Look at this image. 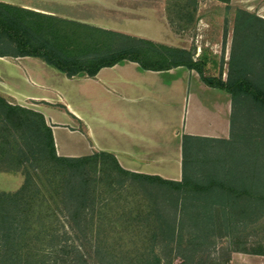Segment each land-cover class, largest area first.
I'll return each instance as SVG.
<instances>
[{"label": "trees", "instance_id": "obj_1", "mask_svg": "<svg viewBox=\"0 0 264 264\" xmlns=\"http://www.w3.org/2000/svg\"><path fill=\"white\" fill-rule=\"evenodd\" d=\"M219 1L233 8L231 0ZM169 2L172 25L195 22L199 0ZM233 10L224 78L223 66L206 73L216 60L207 52L195 58L194 47L0 1L2 57H36L67 77H93L123 60L150 70L185 66L232 99L231 136L184 135L182 178L170 180L128 171L106 151L58 155L44 115L0 94V172L23 178L16 190L0 189V264H90L94 257L117 264L95 233L101 221L97 207L130 189L146 207L136 217L147 226V250L128 264H197L200 253L226 238L230 252L264 254V243L247 239L264 217V18L241 7ZM85 243L94 251H85Z\"/></svg>", "mask_w": 264, "mask_h": 264}, {"label": "crops", "instance_id": "obj_2", "mask_svg": "<svg viewBox=\"0 0 264 264\" xmlns=\"http://www.w3.org/2000/svg\"><path fill=\"white\" fill-rule=\"evenodd\" d=\"M0 1L131 35L147 37L130 30L146 29L151 20L169 28L168 0ZM225 93L185 66L150 70L123 60L93 77H67L36 57L0 56V94L44 115L58 155L106 151L128 171L170 180L182 178L184 135L231 136L232 101ZM205 95L223 107H210L200 99ZM226 264H264V254L231 251Z\"/></svg>", "mask_w": 264, "mask_h": 264}, {"label": "rangeland", "instance_id": "obj_3", "mask_svg": "<svg viewBox=\"0 0 264 264\" xmlns=\"http://www.w3.org/2000/svg\"><path fill=\"white\" fill-rule=\"evenodd\" d=\"M230 4L233 8L241 7L264 18V0H231ZM171 6L168 0L167 9ZM233 8L227 9L225 3L219 0H199L194 23L185 24L183 22L179 25L177 22L172 25L166 10L169 28L158 27V23L151 20L147 21L146 29L130 31L147 34V37L137 34L134 36L150 39L157 43L187 49L194 47L195 58H197L198 53L207 52L216 62L214 65L212 63L208 65L209 68L206 73L215 74L218 68L223 66L225 78L234 31ZM170 14L171 17L174 16L173 13ZM225 94L226 98L231 99L230 94ZM200 99L209 103L210 107L213 104L215 108L223 107L224 101L220 99H214L207 95L200 96ZM10 101L15 102L11 99ZM22 180L20 173L0 172V189L5 191L16 190ZM127 191H121V197H118L116 201L100 203L96 213L97 218L101 221L96 222L98 226L95 233L98 231L99 238L104 241L102 247L109 249L114 256L113 262L117 264L132 263L136 261L137 255L147 250V226L136 217L138 216L137 213L140 210L143 212L146 207L144 204H139L142 203L141 198L133 190ZM247 239L252 244L264 243V217L252 227ZM84 247L85 251H94V245L91 246L90 243H85ZM230 248L228 239H221L215 248L209 249L207 253H200L195 258V262L197 264H226L229 259ZM89 262L90 264H109L95 257L90 258Z\"/></svg>", "mask_w": 264, "mask_h": 264}]
</instances>
